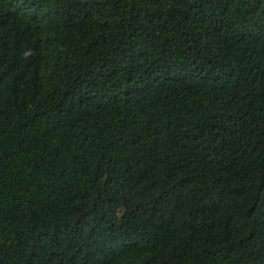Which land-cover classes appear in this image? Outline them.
Returning <instances> with one entry per match:
<instances>
[{
    "label": "trees",
    "instance_id": "1",
    "mask_svg": "<svg viewBox=\"0 0 264 264\" xmlns=\"http://www.w3.org/2000/svg\"><path fill=\"white\" fill-rule=\"evenodd\" d=\"M0 264H264V0H0Z\"/></svg>",
    "mask_w": 264,
    "mask_h": 264
}]
</instances>
